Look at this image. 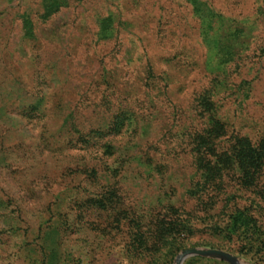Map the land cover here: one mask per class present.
I'll return each instance as SVG.
<instances>
[{
    "label": "rangeland",
    "instance_id": "374dc122",
    "mask_svg": "<svg viewBox=\"0 0 264 264\" xmlns=\"http://www.w3.org/2000/svg\"><path fill=\"white\" fill-rule=\"evenodd\" d=\"M57 1L0 0V264H264V163L188 193L212 117L264 137V0Z\"/></svg>",
    "mask_w": 264,
    "mask_h": 264
},
{
    "label": "trees",
    "instance_id": "16d2710c",
    "mask_svg": "<svg viewBox=\"0 0 264 264\" xmlns=\"http://www.w3.org/2000/svg\"><path fill=\"white\" fill-rule=\"evenodd\" d=\"M60 6L61 3L57 0H42V16H48ZM22 25L24 34L32 36V21L28 17H23ZM224 133L223 124L212 117L208 128L194 138L198 154L196 170L199 176L188 190L190 195L197 198L203 195L214 198V193L222 191L229 180L237 183L252 180L257 168L264 163V137L252 141L246 135L235 134L231 136L229 147L216 151V141ZM228 174L232 179L227 177ZM229 218L232 225H242L247 223L248 219L239 209H235Z\"/></svg>",
    "mask_w": 264,
    "mask_h": 264
},
{
    "label": "water",
    "instance_id": "95a60500",
    "mask_svg": "<svg viewBox=\"0 0 264 264\" xmlns=\"http://www.w3.org/2000/svg\"><path fill=\"white\" fill-rule=\"evenodd\" d=\"M190 256H203L211 257L219 260H223L230 264H245L240 258L236 255H233L227 251L217 249V248H197L190 247L183 249L176 257L175 264H181L182 261Z\"/></svg>",
    "mask_w": 264,
    "mask_h": 264
}]
</instances>
